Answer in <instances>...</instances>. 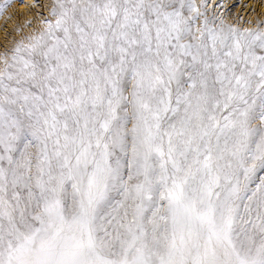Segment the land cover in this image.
<instances>
[{
    "label": "snow or ice",
    "instance_id": "6c2138e0",
    "mask_svg": "<svg viewBox=\"0 0 264 264\" xmlns=\"http://www.w3.org/2000/svg\"><path fill=\"white\" fill-rule=\"evenodd\" d=\"M43 7L0 52V264H264V21Z\"/></svg>",
    "mask_w": 264,
    "mask_h": 264
},
{
    "label": "rangeland",
    "instance_id": "374dc122",
    "mask_svg": "<svg viewBox=\"0 0 264 264\" xmlns=\"http://www.w3.org/2000/svg\"><path fill=\"white\" fill-rule=\"evenodd\" d=\"M25 1L26 0H23L24 4ZM47 1L49 3L52 2V0L50 1L47 0ZM226 1L228 3L227 5H224L223 11L227 14L229 19L240 20V22L244 24V26H249V27L254 26L258 20L264 21V12H262L261 9V6L264 5V0H226ZM34 2H35V7H33ZM210 2L212 4H217L219 3V0H210ZM43 5H47V3L44 0H30L29 7L33 8V14L21 15L20 12H22L21 10H23V7H21V0H13V6L8 11L9 13L14 14V18L12 20H8L7 15H5V17H0V52L4 50V45L6 42H8L10 46V41L12 39V36L6 34L13 33V29L16 27V25L23 24L28 19H32L35 21L38 13L46 14V9L43 7ZM216 11L217 13H219L221 9L216 8ZM247 21H252L253 24H247L246 23Z\"/></svg>",
    "mask_w": 264,
    "mask_h": 264
},
{
    "label": "bare ground",
    "instance_id": "6f19581e",
    "mask_svg": "<svg viewBox=\"0 0 264 264\" xmlns=\"http://www.w3.org/2000/svg\"><path fill=\"white\" fill-rule=\"evenodd\" d=\"M46 3H47V5H48V1L47 0H44ZM50 1V0H49ZM224 1V5H227V1L226 0H223ZM50 4V3H49ZM25 5H27V7H23V10H21L22 12H20L21 13V15H24V14H33V8H30L29 7V5H30V0H26L25 1ZM261 9H262V12H264V5L263 6H261ZM243 11V10H242ZM244 12V11H243ZM242 12V13H243ZM250 18V17H249ZM248 18V19H249ZM247 19V18H246ZM253 24V23H252Z\"/></svg>",
    "mask_w": 264,
    "mask_h": 264
}]
</instances>
